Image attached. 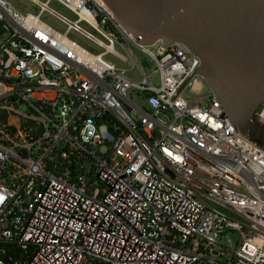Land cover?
Instances as JSON below:
<instances>
[{"label": "built area", "instance_id": "obj_1", "mask_svg": "<svg viewBox=\"0 0 264 264\" xmlns=\"http://www.w3.org/2000/svg\"><path fill=\"white\" fill-rule=\"evenodd\" d=\"M31 1L36 15L0 0V264H264V151L210 90L183 96L201 91L200 76L170 101L199 58L178 42H135L98 0H55L74 21ZM253 118L264 127V103Z\"/></svg>", "mask_w": 264, "mask_h": 264}, {"label": "water", "instance_id": "obj_2", "mask_svg": "<svg viewBox=\"0 0 264 264\" xmlns=\"http://www.w3.org/2000/svg\"><path fill=\"white\" fill-rule=\"evenodd\" d=\"M98 1L135 42H178L199 58L170 101L200 76L235 132L264 151V127L253 118L264 103V0Z\"/></svg>", "mask_w": 264, "mask_h": 264}, {"label": "rangeland", "instance_id": "obj_3", "mask_svg": "<svg viewBox=\"0 0 264 264\" xmlns=\"http://www.w3.org/2000/svg\"><path fill=\"white\" fill-rule=\"evenodd\" d=\"M5 1L12 9H14L20 14L30 13V14L36 15L39 13V10H40L39 6L36 3L32 2L31 0H5ZM38 1L42 3L47 2V7L53 10L54 12H56L57 14L62 15L71 21L75 20V16L68 9H66L64 6L59 4L57 1L55 0H38ZM40 18L45 23H47L48 25H50L51 27H53L54 29L60 32H64L66 29V26L63 23L58 21L55 17L50 15L47 11L42 13ZM79 25L82 29L93 33V31L86 24L80 23ZM5 37H6V31H2V33L0 34V40H2ZM68 37L72 39L73 41H75L76 43H78L79 45H81L82 47H84L86 50H88L92 54H99V53L104 52V48L102 46H98L94 44L93 42L85 39L82 35L76 32H73V31L69 32ZM127 46L131 49L134 59L145 70V72L151 73L153 70V64L150 62V60L144 54L140 53L129 42H127ZM114 50L117 53L126 57L127 59L130 58L129 54L121 46L115 45ZM101 59L104 63L108 65H112L121 70H124L125 74L129 76L130 78L135 79V80L140 79V75L137 72L136 68H131L126 62L120 61L115 56H113L111 53L106 52L105 54L102 55ZM153 81L157 83V79H153ZM202 83L203 85H202L201 91L194 93L190 91L189 89H186L183 93V96L199 99V98H202L208 95L209 88L206 86V84L203 81ZM204 102L205 101H203V103ZM225 213H228V212L225 211ZM228 214L231 215L230 213ZM227 237H230L232 239L233 246H235L238 240L237 234L234 232H226V238ZM220 243L228 247V245L226 244L225 237H223V239L220 240Z\"/></svg>", "mask_w": 264, "mask_h": 264}]
</instances>
